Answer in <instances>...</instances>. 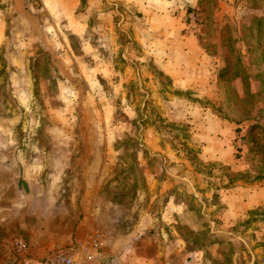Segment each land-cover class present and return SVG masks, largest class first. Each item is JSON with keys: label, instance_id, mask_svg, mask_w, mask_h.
Listing matches in <instances>:
<instances>
[{"label": "rangeland", "instance_id": "rangeland-1", "mask_svg": "<svg viewBox=\"0 0 264 264\" xmlns=\"http://www.w3.org/2000/svg\"><path fill=\"white\" fill-rule=\"evenodd\" d=\"M123 14L95 34L109 69L77 36L58 61L0 54V264L100 233L102 264H264V0L184 6L216 71L178 85L130 60Z\"/></svg>", "mask_w": 264, "mask_h": 264}, {"label": "crops", "instance_id": "crops-1", "mask_svg": "<svg viewBox=\"0 0 264 264\" xmlns=\"http://www.w3.org/2000/svg\"><path fill=\"white\" fill-rule=\"evenodd\" d=\"M202 2L203 0H1L0 11L4 16L0 14V54L5 55L4 60L8 59L10 52L14 56L17 54L24 63L39 55L37 53L32 56L38 51H31L32 46L36 49L44 46V50L58 61L61 57L58 49L60 45H67L68 58L75 55L68 37L77 36L83 41L85 59L91 57L100 62V69L101 66L109 69L106 63L108 58L103 55L102 40H94L95 34L101 38L111 34L112 30L117 29V21L113 23L110 14L115 12L116 15L119 12L123 18V13L126 12L129 15H125V25L133 44L135 43L129 59L141 66L143 76L153 78L154 68L157 67L173 80V85L194 83L197 78L205 81L216 71L212 62L214 54L208 49L209 39L184 36L181 24L182 8L186 5L198 7ZM20 16L26 18L21 20L31 31H27L24 36L20 31L21 37H17L16 26L22 23ZM96 43H100L99 47ZM139 45H142L144 52H135ZM29 66L26 63V69ZM31 74L29 70V75ZM259 193L261 203L264 198L261 191ZM241 205L246 207L245 202ZM89 238H97L102 250L107 253L104 234H91L86 240Z\"/></svg>", "mask_w": 264, "mask_h": 264}, {"label": "built area", "instance_id": "built-area-1", "mask_svg": "<svg viewBox=\"0 0 264 264\" xmlns=\"http://www.w3.org/2000/svg\"><path fill=\"white\" fill-rule=\"evenodd\" d=\"M22 253H27L28 246L24 242H17ZM105 260L104 251L97 238H89L75 242L68 248L52 253L45 258L24 260V264H102Z\"/></svg>", "mask_w": 264, "mask_h": 264}]
</instances>
